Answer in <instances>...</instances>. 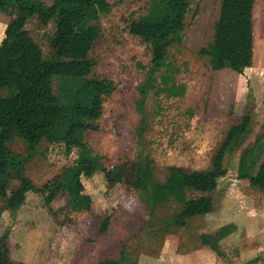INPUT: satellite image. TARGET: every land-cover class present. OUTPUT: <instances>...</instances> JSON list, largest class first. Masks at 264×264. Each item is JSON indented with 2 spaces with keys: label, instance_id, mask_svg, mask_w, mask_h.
Returning a JSON list of instances; mask_svg holds the SVG:
<instances>
[{
  "label": "rangeland",
  "instance_id": "1",
  "mask_svg": "<svg viewBox=\"0 0 264 264\" xmlns=\"http://www.w3.org/2000/svg\"><path fill=\"white\" fill-rule=\"evenodd\" d=\"M151 1L109 0L110 11L97 23L99 37L91 57L98 63L97 71L113 78L118 87L104 104L100 130L90 133L87 139L108 168L135 159L140 149L134 141L141 119L136 101L138 84L144 78L141 64L148 65L151 55L148 44L130 34L126 24L131 18L147 14ZM220 3L221 0H190L185 29L170 48L168 62V86L171 88L176 66L180 65L176 80L185 85L186 91L178 98L166 93L158 98L150 96V130L146 135L157 168L155 174L161 180L171 165L208 169L228 129L250 107L255 114L254 124L227 157L228 174L211 193L213 211L194 217L193 226L184 227L178 234H162L157 246H151L144 240L143 227L152 211L156 217L167 218L178 212L182 204L172 194L154 190L142 181L114 183L104 173L90 175L81 169L77 176L92 209L60 212L77 170L79 151L74 149L67 155L63 146L45 141L28 163L27 174L42 186L64 172V188L50 206L41 194L29 192L16 213L5 207L0 196V239L8 232L6 260L25 264H96L100 259L117 257L125 240L139 244V250L127 257L126 264H241L255 257L259 261L254 264H264V189L239 177L243 151L264 132V0H257L254 10V61L242 73L231 68L215 70L211 57L198 53L214 38ZM10 18L0 14L3 96L9 95L10 85L27 83L28 75L39 67L47 51L45 31L53 32V25L40 28L32 20L27 29L12 36ZM158 101L162 105L159 112ZM262 142L264 145V138ZM12 148L26 153V145L19 138ZM12 185L15 187L17 181ZM181 190L191 197L202 195L199 191ZM105 216L111 217V226L103 234L99 227ZM201 235L218 238L228 257H221L204 245Z\"/></svg>",
  "mask_w": 264,
  "mask_h": 264
},
{
  "label": "trees",
  "instance_id": "2",
  "mask_svg": "<svg viewBox=\"0 0 264 264\" xmlns=\"http://www.w3.org/2000/svg\"><path fill=\"white\" fill-rule=\"evenodd\" d=\"M159 1V2H158ZM152 0L147 14L131 18L126 27L130 34L140 37L150 49L148 65L141 64L144 78L138 84L139 98L136 110L141 115L134 131V141L140 145L135 159L108 168L89 145L88 135L100 130L104 104L118 87V83L97 71V61L91 57L99 37L98 20L110 11L109 0H0V14L10 16L9 31L12 36L27 29L32 20L40 28L53 25V32L45 31L47 51L39 67L27 77L22 86H9V95H0V196L5 207L16 213L26 202L27 194H41L50 206L64 188L62 172L42 186L36 185L27 174L28 163L46 141L63 146L67 155L74 149L79 152L77 170L67 188V200L60 212H89L92 209L87 196L82 194L78 179L81 169L92 175L104 173L114 183L127 179L142 181L165 194H172L181 209L167 218L156 217L152 211L143 227L144 240L157 246L162 234H178L186 226H193L192 219L213 211L211 193L219 181L228 174L227 157L244 140L254 124L255 114L246 108L237 124L232 125L212 156L208 169L193 170L181 166L167 167L163 180L156 176V165L151 158L148 100L163 93L172 98L182 97L184 84L177 82L181 66H176L171 88L168 86L169 50L180 40L185 29L190 0ZM257 0H221L219 15L214 26V38L202 46L198 53L211 57L213 68H231L242 73L251 67L255 57L254 10ZM162 108L157 102L156 110ZM19 138L26 145V153L13 150ZM264 132L255 143L245 149L239 164V177L249 180L255 187L264 189ZM17 181L13 187L12 183ZM199 191L198 197L185 191ZM155 200L156 197L152 195ZM111 217L105 216L99 227L107 233ZM8 232L0 239V264H25L6 260ZM202 243L217 255L227 258L218 238L201 235ZM139 250V244L121 242L117 257L100 259L96 264H126L127 257ZM5 255V257H4ZM259 257L241 264H254Z\"/></svg>",
  "mask_w": 264,
  "mask_h": 264
}]
</instances>
